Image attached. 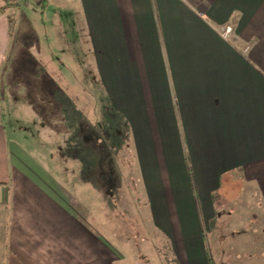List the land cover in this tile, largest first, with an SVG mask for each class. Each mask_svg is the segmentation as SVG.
<instances>
[{
    "label": "crops",
    "instance_id": "0c3cea01",
    "mask_svg": "<svg viewBox=\"0 0 264 264\" xmlns=\"http://www.w3.org/2000/svg\"><path fill=\"white\" fill-rule=\"evenodd\" d=\"M30 1L0 0V264H264V0H76L75 44L88 34L102 82L90 95L61 84L68 59L42 56L33 31L22 55ZM99 97L134 143L139 206L101 184L94 141L27 144L32 117L68 104L79 119Z\"/></svg>",
    "mask_w": 264,
    "mask_h": 264
},
{
    "label": "rangeland",
    "instance_id": "374dc122",
    "mask_svg": "<svg viewBox=\"0 0 264 264\" xmlns=\"http://www.w3.org/2000/svg\"><path fill=\"white\" fill-rule=\"evenodd\" d=\"M54 2L52 0V5L48 10L34 5L36 2L31 0L28 7H24V9H27L24 14L26 18L22 24H25V32L20 33V36H17L14 42L19 43L21 49H23V56H31L33 31L38 39L35 42L36 47L39 52H42V56L55 57L56 53L58 55L62 53L63 59H68V69L63 67L62 70L63 75L68 77L67 82L63 81L61 83L64 87L75 91L78 89L81 94L84 91L83 87L88 91L89 95L95 91L97 93L101 92L102 82L98 80V73L94 69L96 61L93 55L96 54V49L91 45L88 34L85 32L84 40H80V44L84 42V48L75 44L77 25H80L81 22V11L79 5L77 6V1L58 0L57 3ZM32 8L37 11L34 21V23H37L36 26H33L32 23ZM43 15L44 17H42ZM57 15H61V25L55 24ZM53 32L54 36L55 32L62 34L61 39L56 36L58 43L62 40V47L54 41L55 37L52 38ZM122 86L124 87L123 84ZM88 93L85 92V98L83 96L80 98L82 105L83 99H87ZM100 96L103 97L104 95L101 93ZM101 97L95 98L96 104L98 103L95 106V112H92L89 104L86 103L88 111L80 113L79 119L77 113H72L73 107H69L68 104H66L64 109L60 108L59 112L38 114L35 119L32 117V129L25 132V135L32 134V140H27V144L30 145L34 152L44 151L59 154L60 148L64 145H66L65 152H67L69 147L70 151H76L78 150V140H85V142L94 141L96 144L94 148L96 149L95 154L97 153L101 158L99 168L101 184L105 187L111 185L130 186L133 189L134 206H139L140 203H146V199L134 143L126 137L122 116L111 110L106 97ZM94 123L95 125L100 123L101 128L97 129ZM115 127L117 128L116 131L114 130ZM11 132V129L8 128V133ZM23 137H25L24 133L21 139ZM97 137L103 140H96ZM93 138L95 140H92ZM84 146L88 148L87 143ZM184 157L185 161L188 162L187 155ZM225 180L226 178H223L222 185L224 186L227 184ZM241 180L242 182L245 181L243 178ZM217 203V210L225 213L224 215L226 216L233 217L234 211H239V207L235 202L225 203L224 206L219 201ZM142 209L144 210L145 208ZM149 227L151 233L152 225H149ZM212 235L213 233L209 234L207 238L212 237Z\"/></svg>",
    "mask_w": 264,
    "mask_h": 264
},
{
    "label": "built area",
    "instance_id": "2783aa9c",
    "mask_svg": "<svg viewBox=\"0 0 264 264\" xmlns=\"http://www.w3.org/2000/svg\"><path fill=\"white\" fill-rule=\"evenodd\" d=\"M28 0H15V2L19 5H22L24 4L25 2H27ZM232 32V29L231 27L227 26V27H224V28H221V36L223 38H228V36L230 35V33Z\"/></svg>",
    "mask_w": 264,
    "mask_h": 264
},
{
    "label": "trees",
    "instance_id": "16d2710c",
    "mask_svg": "<svg viewBox=\"0 0 264 264\" xmlns=\"http://www.w3.org/2000/svg\"><path fill=\"white\" fill-rule=\"evenodd\" d=\"M14 3L15 4H17L16 2H15V0H14ZM45 3V0H39V6H41V8L43 7V4ZM25 4V3H24ZM17 5H19V4H17ZM43 9V8H42ZM12 23V21L10 20V24ZM112 130V129H111ZM114 130L116 131L117 130V128L115 127L114 128ZM102 139V138H101ZM103 140V139H102ZM187 171H188V175H189V177H190V180L192 181V177H191V170H190V168H189V166H188V164H187Z\"/></svg>",
    "mask_w": 264,
    "mask_h": 264
}]
</instances>
